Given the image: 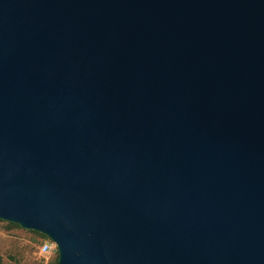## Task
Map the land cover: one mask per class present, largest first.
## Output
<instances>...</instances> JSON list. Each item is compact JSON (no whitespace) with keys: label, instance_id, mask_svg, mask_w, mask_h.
<instances>
[{"label":"water","instance_id":"95a60500","mask_svg":"<svg viewBox=\"0 0 264 264\" xmlns=\"http://www.w3.org/2000/svg\"><path fill=\"white\" fill-rule=\"evenodd\" d=\"M0 220L58 264H264V0H0Z\"/></svg>","mask_w":264,"mask_h":264},{"label":"rangeland","instance_id":"374dc122","mask_svg":"<svg viewBox=\"0 0 264 264\" xmlns=\"http://www.w3.org/2000/svg\"><path fill=\"white\" fill-rule=\"evenodd\" d=\"M43 234L0 220V264H58V253H41Z\"/></svg>","mask_w":264,"mask_h":264},{"label":"built area","instance_id":"2783aa9c","mask_svg":"<svg viewBox=\"0 0 264 264\" xmlns=\"http://www.w3.org/2000/svg\"><path fill=\"white\" fill-rule=\"evenodd\" d=\"M51 252H57L58 248L55 243H53L48 237L43 241L41 245L42 254H50Z\"/></svg>","mask_w":264,"mask_h":264},{"label":"trees","instance_id":"16d2710c","mask_svg":"<svg viewBox=\"0 0 264 264\" xmlns=\"http://www.w3.org/2000/svg\"><path fill=\"white\" fill-rule=\"evenodd\" d=\"M15 225H17V224H15ZM17 226H19V225H17ZM43 237H44V240L47 238L45 235H43Z\"/></svg>","mask_w":264,"mask_h":264}]
</instances>
